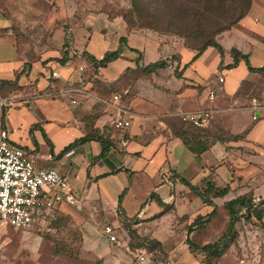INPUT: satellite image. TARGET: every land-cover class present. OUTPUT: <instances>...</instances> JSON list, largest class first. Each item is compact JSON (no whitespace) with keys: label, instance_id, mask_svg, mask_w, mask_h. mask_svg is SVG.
I'll list each match as a JSON object with an SVG mask.
<instances>
[{"label":"crops","instance_id":"crops-1","mask_svg":"<svg viewBox=\"0 0 264 264\" xmlns=\"http://www.w3.org/2000/svg\"><path fill=\"white\" fill-rule=\"evenodd\" d=\"M53 1L43 12L32 0H0V98L8 102L0 107V131L32 151L38 167L56 168L68 178L77 204L59 210L86 216L96 235L95 227L102 222H117V199L128 187L122 200L128 217L164 211L161 217L166 218L171 216L168 208L175 216L188 215L192 223L195 213L204 216L213 207L180 179L201 186L208 177L218 187H229L223 198L213 200V226L221 233L223 214L229 218L225 201L246 193L264 199V116L253 120L250 109L254 96L264 103V76L250 72L242 59L236 67L225 68L233 62L231 49L247 55L251 66H264V0H252L247 14L216 36L224 49L222 69L212 46L194 57L197 51L174 35L130 28L122 15L81 9L75 7L76 0ZM75 14L91 31L84 44L76 39L71 46L64 27L53 25ZM40 15L52 18L53 29L42 33L46 42L32 46L23 36L31 30L28 19ZM45 26L48 30L51 25ZM121 37L126 41L121 55L105 66H93L87 53L101 59L119 46ZM161 60L165 66L146 69ZM53 70L58 77L51 76ZM254 88L258 95L252 93ZM211 90L214 99H209ZM110 91L120 93L132 112L123 133L112 124L117 110ZM199 109L209 111V118L200 127L206 133L195 139V150L174 134L170 122L181 112ZM209 127L222 130L225 139L213 140ZM94 131L112 143L105 156L99 157L98 140L61 153ZM241 133L237 140L229 138Z\"/></svg>","mask_w":264,"mask_h":264},{"label":"rangeland","instance_id":"rangeland-1","mask_svg":"<svg viewBox=\"0 0 264 264\" xmlns=\"http://www.w3.org/2000/svg\"><path fill=\"white\" fill-rule=\"evenodd\" d=\"M41 1L32 0L35 8L43 12L44 9H51L54 3L53 0H44L43 5ZM75 2H79L75 7L78 4L81 9L95 7L110 16L125 14V18L130 22L139 24L138 16L130 13V0H76ZM74 9L76 11V8ZM44 16H37L34 20L28 19L27 23L31 25V30L26 37H23L32 46L37 42L40 44L46 42L47 37L42 33H51L53 29L52 18L46 19ZM159 16L142 15L140 23L158 26L155 31L164 35H174L183 43L194 47L201 44V36L206 38L205 32L208 30L206 21L203 25L190 27L183 25L185 23L168 24L165 20L156 18ZM153 18L156 19L152 21ZM47 24L51 25L48 26V30L45 28ZM57 25L64 27L66 40L71 46L77 43L76 39L81 45L84 44L88 31H91L89 23L83 22L78 14L73 18L57 20L53 26ZM147 25L144 27L150 29ZM196 34L199 40L194 39L193 36ZM252 93L258 95L259 91L254 88ZM170 124L178 126V122L173 120ZM209 132L218 136L223 135V132L213 127H209ZM166 212H170L171 216L161 217L163 211L161 214L155 213L147 218L137 213L129 222H125L120 217L117 222L108 219L95 227L96 235H92V230L87 225L89 223L87 217L77 211L69 213V211L57 210L30 229H14L0 221V264H264V237L261 235L263 229L255 218L250 222L240 219L235 225L232 241L223 250L221 256L215 259L212 254L191 249L186 243V238L188 236L198 246L216 240L227 227L229 218L225 214H223L225 225L219 227L221 233H217V225L213 226L212 217L204 225L195 227L189 222L188 215L175 216L168 208ZM194 215L196 216H193V219L199 216L196 213ZM206 218L207 216L202 217L201 222ZM105 224L113 227L115 242L107 240L101 232ZM210 231L215 234L212 235ZM142 251L147 258L140 262L136 255ZM240 259L243 261L241 262Z\"/></svg>","mask_w":264,"mask_h":264},{"label":"trees","instance_id":"trees-1","mask_svg":"<svg viewBox=\"0 0 264 264\" xmlns=\"http://www.w3.org/2000/svg\"><path fill=\"white\" fill-rule=\"evenodd\" d=\"M130 13H135L138 16L139 24H135L130 22L127 18H125V14H121L125 22L130 28H143L146 26L144 23H140L142 15H160L159 20H165L168 24L177 23H185V26H194L203 25L205 21L207 22L206 28L208 30L205 32L206 38H201V44L199 46L194 47L193 45L185 44V46L192 48L197 51L194 57L203 52L208 46L214 47L220 57L221 61L219 64V69L223 68L222 58L224 56L223 47L217 42L216 36L230 28V26L236 24L240 19H242L250 9L252 0H130ZM156 18L151 19L152 21ZM148 28L157 30L158 26L155 25H147ZM145 28V27H144ZM176 34V33H175ZM179 34V33H178ZM181 35V34H180ZM184 36V35H183ZM195 40H199L198 34L193 36ZM119 46L113 51H106L101 59L95 58L93 55L87 53V57L89 61L93 64V66H105L109 61L117 59L123 49V45L125 44V38L121 37L119 39ZM134 51V49H131ZM230 53L233 57V62L226 65L225 68H233L236 67L239 59H242L245 62L247 69L250 72H258L262 76H264V66L253 67L250 65L248 56L242 54L237 49H231ZM172 58H176L173 56ZM166 65L165 61H156L151 62L147 65V70H153L158 67H163ZM178 76V74H176ZM178 122V126H174L170 124L174 134L179 136L183 142L189 146L191 149L196 150V141L195 139L202 136V133L205 132L204 129L200 127H196L191 123H188L181 119L180 116L176 117L175 120ZM221 130V129H220ZM222 131V130H221ZM206 133V132H205ZM244 136V133H241L237 136H229L232 139H239ZM213 140L225 138L222 136H218L216 134L212 135ZM87 140H98L101 143L102 150L99 154V157L105 156L112 143L107 137L103 136V134L92 132L85 135L82 138L75 139L72 143H70L67 147H65L61 153H66L72 150L74 147L82 144ZM201 147L198 149L200 152ZM181 182L189 186V188L198 195L203 202L213 207V210L204 216L207 218L202 221V217L199 215L192 221V225L197 227L204 225L207 223L211 217H213L216 213V205L213 202L215 198H223L229 187H218L214 182L211 181L210 178H205L201 183V186H194L187 182L184 179H180ZM130 182V180H129ZM128 187H125L118 196L117 199V214L118 217L124 219L125 222H129L132 217H128L122 208V200L127 191ZM153 196V195H152ZM151 196V197H152ZM156 202L160 205L163 203L157 197H154ZM253 195L252 193H246L240 196H237L233 199L224 202V207L229 214V221L227 227L223 234L218 237L216 240L206 243L202 246L195 245L191 239L187 236L186 243L189 247L199 249L202 253L212 254L215 259H218L223 250L227 247V245L232 241V238L235 235V225L240 221V219H244V221L250 222L252 218H255L262 229H264V199L260 200L257 203L252 201ZM190 229L188 230V233Z\"/></svg>","mask_w":264,"mask_h":264},{"label":"built area","instance_id":"built-area-1","mask_svg":"<svg viewBox=\"0 0 264 264\" xmlns=\"http://www.w3.org/2000/svg\"><path fill=\"white\" fill-rule=\"evenodd\" d=\"M51 76L58 77L57 71H51ZM219 81L223 82V78L220 77ZM215 94L211 90L209 99H214ZM110 96L117 110L112 124L123 133L130 125L132 112L122 104L120 93L111 92ZM7 104L5 99L0 98V107ZM250 109L253 120L264 116V103L256 97L251 98ZM179 116L196 127H203L208 121L209 111L199 109L181 112ZM35 159L32 151L10 142L7 133L0 131V221L14 229L33 228L62 205L77 204V196L68 178L56 168L38 167ZM252 201L257 203L260 198L254 196ZM101 232L109 241H116L111 225H104ZM261 235L264 237V229ZM136 256L140 262L147 258L144 251Z\"/></svg>","mask_w":264,"mask_h":264}]
</instances>
